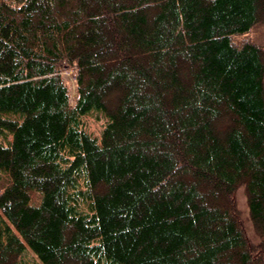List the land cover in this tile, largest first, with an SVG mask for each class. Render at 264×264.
Returning <instances> with one entry per match:
<instances>
[{
	"label": "trees",
	"instance_id": "trees-1",
	"mask_svg": "<svg viewBox=\"0 0 264 264\" xmlns=\"http://www.w3.org/2000/svg\"><path fill=\"white\" fill-rule=\"evenodd\" d=\"M262 22L264 0H0V264H264V45L238 38Z\"/></svg>",
	"mask_w": 264,
	"mask_h": 264
},
{
	"label": "rangeland",
	"instance_id": "rangeland-1",
	"mask_svg": "<svg viewBox=\"0 0 264 264\" xmlns=\"http://www.w3.org/2000/svg\"><path fill=\"white\" fill-rule=\"evenodd\" d=\"M239 39L242 38H251L256 43L264 44V23H258L256 24L251 32L245 34L244 36L241 35L238 37ZM64 77L68 82L69 86V92H70V100L71 104L75 103L76 97H77V80L76 76L73 70H65L64 71ZM97 113V112H95ZM106 120V116L98 112V115L96 114H87L83 116V123L84 127L90 132L93 136H96L98 140L101 138V132L104 127ZM34 192H40L38 190H32L31 191V202L34 203ZM34 193V194H33ZM236 202L238 205V208L240 209V214L242 217V222L244 225V229L246 232V236L248 239H250L253 242H258L262 238L261 235L257 232L251 214L250 209L248 205V197L246 192V187L244 184H240L237 186L235 192H234ZM36 200H39V195L36 194L35 196ZM29 248V247H28ZM225 259V258H224ZM21 260L25 264H42V262L38 259L36 255L33 254V252L30 249L25 250V252L21 255Z\"/></svg>",
	"mask_w": 264,
	"mask_h": 264
},
{
	"label": "flooded vegetation",
	"instance_id": "flooded-vegetation-1",
	"mask_svg": "<svg viewBox=\"0 0 264 264\" xmlns=\"http://www.w3.org/2000/svg\"><path fill=\"white\" fill-rule=\"evenodd\" d=\"M258 44H260V43H258ZM261 45H264V44H261Z\"/></svg>",
	"mask_w": 264,
	"mask_h": 264
}]
</instances>
